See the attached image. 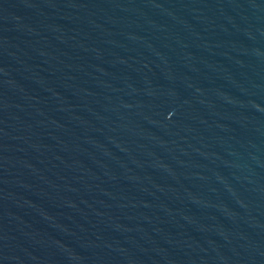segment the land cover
I'll use <instances>...</instances> for the list:
<instances>
[{
	"label": "water",
	"instance_id": "95a60500",
	"mask_svg": "<svg viewBox=\"0 0 264 264\" xmlns=\"http://www.w3.org/2000/svg\"><path fill=\"white\" fill-rule=\"evenodd\" d=\"M0 264H264V0H0Z\"/></svg>",
	"mask_w": 264,
	"mask_h": 264
}]
</instances>
